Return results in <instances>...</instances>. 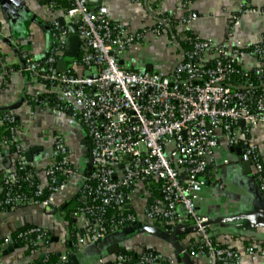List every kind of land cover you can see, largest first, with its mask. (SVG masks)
I'll list each match as a JSON object with an SVG mask.
<instances>
[{"label": "built area", "instance_id": "2783aa9c", "mask_svg": "<svg viewBox=\"0 0 264 264\" xmlns=\"http://www.w3.org/2000/svg\"><path fill=\"white\" fill-rule=\"evenodd\" d=\"M53 1L48 5L54 7ZM69 2L62 17L74 24L80 37V63L88 74L55 68L67 42L66 30L58 23L51 30L47 55L34 58L22 52L19 67L0 60V74L20 70L31 81L42 83L45 91L33 94V102L54 113H66L89 136L91 168L72 210V216L82 221L74 230L77 250L144 218L161 221L168 229L189 222L197 233V240L189 246L191 252L207 256L213 264H239L241 253L214 243L209 218L198 212L196 202L205 175L214 171L213 152L221 136L230 146L241 148V159L249 162L264 191V157L248 138L250 126L264 123V42L237 44L230 49L225 43L214 44L189 34L186 41L190 48L171 73L136 71L119 61L128 45L144 39L145 30L124 35L121 26L108 17L103 3L89 7L88 0ZM192 19L188 13L182 22ZM168 26L167 20L159 19L150 31L161 35ZM239 55H253L258 62L252 69H244L237 62ZM250 73L258 79L256 84ZM5 124H9L10 134L0 139V153L14 146L15 162L0 175V208L49 206L76 174L67 143L62 136H54L52 163L41 171L34 167L26 173L25 179H38L34 193L27 195L15 189L16 167L21 170L28 163L21 154L15 117L9 112L0 115V126ZM150 180L159 182V195L138 214L131 209L129 198L138 183ZM45 189L47 196L40 199ZM19 241L46 253L51 234L31 225L4 237L0 248ZM245 252L252 258L264 255V246ZM165 259L155 251H125L111 259L101 257L98 262L158 264Z\"/></svg>", "mask_w": 264, "mask_h": 264}, {"label": "crops", "instance_id": "0c3cea01", "mask_svg": "<svg viewBox=\"0 0 264 264\" xmlns=\"http://www.w3.org/2000/svg\"><path fill=\"white\" fill-rule=\"evenodd\" d=\"M48 1L0 0V60L5 65L19 67L22 52L34 58L47 55L51 30L55 23L59 24L58 18L65 10L64 7L49 6ZM187 1L102 0L108 17L121 26L124 35L145 30L143 40L126 47L121 64L136 71L159 69L171 73L183 57V43L189 34L209 39L214 44L225 43L230 49L237 44L241 47L264 42V0H191L190 4ZM99 4L95 1L88 3L89 7ZM188 13L193 19L183 23L182 18ZM235 15L237 18L233 19ZM159 19L167 20L169 26L161 35H156L150 29ZM64 22L72 23L65 19ZM60 27L67 34V28ZM74 58L65 56L58 61L62 60L65 69L69 66L76 74L87 73ZM237 62L244 69H252L258 60L253 55H239ZM44 91L42 83L31 81L23 71L0 74V115L9 112L15 117L21 154L28 164L39 171L50 165L54 136L60 135L67 143L76 174L54 196L49 206L0 210V246L4 237L18 229L37 225L48 229L51 234L46 253L57 252L60 258H64L61 262L76 256L78 264H99V258L111 259L116 254L113 250L116 245L135 254L152 249L166 258L158 264H169L167 258L170 264H208L203 255L191 252L189 248L197 240L195 230L175 237L174 229L178 225L168 229L161 221L144 218L140 219L142 230L123 239L107 238L108 234L102 243L69 255L72 252L70 245L74 244L75 227L82 224L80 218L72 216V210L87 175L90 139L83 126L66 113H54L33 102L32 95ZM248 138L264 157V123L250 126ZM236 147L230 146L224 136L219 138L213 152L214 171L205 175L196 208L209 218V233L214 243L242 254L239 264H264V255L252 258L245 252L250 247L264 246V191L260 190L252 167L249 170L242 166L241 153ZM14 155L10 156L6 151L0 153V171L13 167ZM41 180L45 184L43 175ZM154 191L151 180L138 183L129 198L131 209L141 214L143 206L154 199ZM183 225L193 228L189 222ZM6 248H0V264H26L45 254L39 249L26 253V246H17L4 253Z\"/></svg>", "mask_w": 264, "mask_h": 264}, {"label": "trees", "instance_id": "16d2710c", "mask_svg": "<svg viewBox=\"0 0 264 264\" xmlns=\"http://www.w3.org/2000/svg\"><path fill=\"white\" fill-rule=\"evenodd\" d=\"M53 3H54V7H64V9H67L70 7L69 0H54ZM183 45H184L185 50H188L190 48L189 42L186 40L184 41ZM60 58L65 59V56L62 55ZM74 60L76 61V63L80 62V55L77 56L76 58H74ZM66 69H70L71 71H73V69H71V67H69V66H67ZM249 77L255 84L258 82V79L254 76L253 73H250ZM262 81L264 82V78L262 79ZM258 85H260V84H258ZM260 88H261V86H260ZM260 88L258 89L259 91L261 90ZM8 126H9V124H5V125L0 126V139L5 137V136H8L10 134ZM14 150H15L14 146H11L10 148L6 149V152L11 156ZM13 167H14V165H13ZM18 168L19 167L17 166L16 172L18 173V182L15 186V189L20 191V192H23L27 195L33 194L35 191V188H36V184L38 183V179L34 178L33 180H27V179H25V176H26V173L28 171H31V170L34 171L35 168L30 164L26 165L24 169L19 170ZM2 174H3V171H0V175H2ZM151 182L153 184V187H155V191H154L155 194L154 195L156 196V191L159 188V182H156L153 180ZM47 193H48V191L45 189L43 192V195L40 196V199L45 198L47 196ZM78 198L79 197H78V192H77L75 205L78 204V200H79ZM0 210L4 211V210H9V209L1 207ZM29 226H31V225L22 227V228L18 229L17 231L25 229L26 227H29ZM17 231H15L14 233H16ZM14 233H12V234H14ZM71 239L73 242L74 237ZM16 245L18 247L25 246L24 242H20V241L17 242ZM70 248H71L72 252H70L69 255L76 253L77 248L75 246V239H74V244L70 245ZM34 250H36L35 247L26 246L25 252L31 253ZM148 250L154 251L152 249H148ZM126 252H129V251H126ZM60 257H61V255L58 254L57 252L49 251V252L39 256L38 258L33 259L32 261H30L26 264H60V262H61Z\"/></svg>", "mask_w": 264, "mask_h": 264}, {"label": "water", "instance_id": "95a60500", "mask_svg": "<svg viewBox=\"0 0 264 264\" xmlns=\"http://www.w3.org/2000/svg\"><path fill=\"white\" fill-rule=\"evenodd\" d=\"M92 1H95L97 3H101L102 2V0H88V3H92ZM15 2H16V0H15ZM58 20H59V24L60 25L65 26L67 28V43H66V48H65V51H64V55L65 56H71V57H77L78 54H79V50H80V37H79L75 27H74V24H72V23L65 24L64 18L62 16H60L58 18ZM119 63L121 64L122 61H119ZM56 66H57V70L58 71H60V72L65 71V66H64L62 60H59L56 63ZM87 74H88V72H87ZM240 124L244 125V121L241 120ZM236 150H237V152L241 153V148L240 147H236ZM88 157H89V165L87 167V173L89 172V170L91 168V162H92L91 150L89 151ZM241 164H242L243 167H245L247 169L249 168V170H250L249 162L241 161ZM188 227H189L188 225H183V224L176 226L175 229H174L175 230L174 231V236L176 237V236L180 235L181 233L189 231V230H195L194 227L193 228H188ZM143 228H144L143 225L141 224V222H139V223H137L135 225H132V226L123 228L122 230H119L117 232L111 233L107 238L118 237L120 239H123L127 235H129L131 233H134L136 231L142 230ZM105 239H106L105 237L100 239L98 242L95 243V245L99 244V243H102ZM16 247H17L16 245H9L4 250V253H6L7 251H12ZM88 247H92V245L87 246V248ZM113 250L116 253L125 252L126 251V249L124 247H119V246H116V245L114 246ZM110 251H112V250H110ZM76 259H77L76 256H71L67 260L61 262L60 264H78V261ZM203 259L205 261H207L208 264H213L211 259L208 258L207 256H204ZM215 264H218V263H215Z\"/></svg>", "mask_w": 264, "mask_h": 264}]
</instances>
